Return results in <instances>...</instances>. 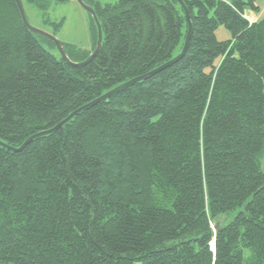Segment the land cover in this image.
Masks as SVG:
<instances>
[{
    "label": "trees",
    "instance_id": "trees-1",
    "mask_svg": "<svg viewBox=\"0 0 264 264\" xmlns=\"http://www.w3.org/2000/svg\"><path fill=\"white\" fill-rule=\"evenodd\" d=\"M22 1L54 31L62 25L45 0ZM83 1L102 43L73 66L25 29L14 0H0L11 37L0 54L5 144L19 147L182 49L176 0ZM183 1L192 31L177 62L20 151L0 145V264H264V18L244 16L254 0ZM88 17L92 48L65 44L72 61L95 47ZM219 25L229 39L216 38Z\"/></svg>",
    "mask_w": 264,
    "mask_h": 264
},
{
    "label": "rangeland",
    "instance_id": "rangeland-1",
    "mask_svg": "<svg viewBox=\"0 0 264 264\" xmlns=\"http://www.w3.org/2000/svg\"><path fill=\"white\" fill-rule=\"evenodd\" d=\"M101 4H113L115 0H98ZM25 3V2H24ZM44 13L50 22H59L63 19L62 25L57 31H54V26L43 22L41 10L33 4L25 3L24 9L28 22L39 29L49 33H54V36L64 44L73 45L81 50H90L92 48V38L90 31V20L88 13L78 4L76 0H55L46 1ZM258 6L256 11L249 9L245 10L246 17L249 21H254L264 18V0H255ZM45 5V4H44ZM215 36L218 40H226L230 38V32L224 25H219L215 30ZM56 53V50L50 49ZM261 168L264 170V153L260 159ZM232 214L226 215L224 220H229Z\"/></svg>",
    "mask_w": 264,
    "mask_h": 264
},
{
    "label": "water",
    "instance_id": "water-1",
    "mask_svg": "<svg viewBox=\"0 0 264 264\" xmlns=\"http://www.w3.org/2000/svg\"><path fill=\"white\" fill-rule=\"evenodd\" d=\"M15 4L18 8L22 23L25 27L26 30H28L29 32L36 34V35H40L44 38H47L48 40H50L58 54L60 55V57L65 60L67 63H69L70 65L73 66H81V65H85L86 63H88L89 61H91L95 55L99 52L100 48H101V43H102V29H101V24L96 16V13L93 9L92 6H90L89 4L85 3L83 0H76L78 2V4L92 17V20L95 24L96 27V32H97V40H96V44L94 49L91 51V53L89 54V56L82 60V61H72L67 53L64 50V43L59 41L54 34L46 32L42 29L36 28L34 26H32L26 17L25 14V9H24V4L22 0H14ZM180 6L183 9L184 12V16L187 22V32H186V36H185V40H184V44L182 46L181 51L175 55L173 58H171L170 60L166 61L165 63L161 64L160 66L154 68L153 70H151L150 72H147L145 74H141L139 76L133 77L111 89H109L108 91H106L105 93L101 94L100 96H98L97 98L79 106L78 108H76L75 110H73L68 116H66L63 120H61L60 122H58L56 125H54L53 127L49 128V129H45V130H41L31 136H29L19 147H12L9 146L7 144H5L4 142L0 141V145L11 150V151H20L22 150L28 143H30L33 139L42 136V135H46L49 134L53 131H55L58 127L62 126L64 123H66L68 120H70L73 116H75L76 114H78L80 111L91 107L92 105H95L96 103L105 100L106 98L112 96L113 94H116L118 92H120L121 90L125 89L126 87L134 84L137 81L146 79L148 77H150L151 75L159 72L160 70L172 65L173 63L177 62L185 53L190 36H191V31H192V25H191V21H190V16H189V12L188 9L185 6V3L183 0H176Z\"/></svg>",
    "mask_w": 264,
    "mask_h": 264
},
{
    "label": "snow or ice",
    "instance_id": "snow-or-ice-1",
    "mask_svg": "<svg viewBox=\"0 0 264 264\" xmlns=\"http://www.w3.org/2000/svg\"><path fill=\"white\" fill-rule=\"evenodd\" d=\"M11 37L5 35L3 30L0 29V54H3L9 47Z\"/></svg>",
    "mask_w": 264,
    "mask_h": 264
},
{
    "label": "crops",
    "instance_id": "crops-1",
    "mask_svg": "<svg viewBox=\"0 0 264 264\" xmlns=\"http://www.w3.org/2000/svg\"><path fill=\"white\" fill-rule=\"evenodd\" d=\"M254 4H255V0H254ZM256 5V4H255ZM257 6V5H256ZM244 16L246 17V14H245V12H244ZM247 18V17H246ZM255 21V20H254Z\"/></svg>",
    "mask_w": 264,
    "mask_h": 264
}]
</instances>
